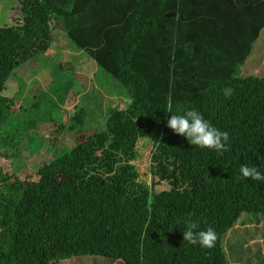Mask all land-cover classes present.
<instances>
[{
    "label": "trees",
    "instance_id": "obj_1",
    "mask_svg": "<svg viewBox=\"0 0 264 264\" xmlns=\"http://www.w3.org/2000/svg\"><path fill=\"white\" fill-rule=\"evenodd\" d=\"M16 6L15 24L0 27V149H12L9 160L19 163L14 137L29 141L34 153L44 142L36 134L42 123L65 113L73 81L64 73L72 70L44 64L55 84L50 91L28 71L57 31L96 64L116 103L95 119L73 104L66 124L52 126L70 148L40 167L39 184L0 171V264L85 256L110 264H251L261 253L263 264L264 0H17ZM11 79L17 91L6 96ZM130 109L160 131L147 166L152 182L179 177L189 185L183 194L114 175V156L133 145L115 120L130 128L123 117ZM11 126L15 135L8 137ZM248 225L256 229L244 239L256 238L246 247L235 229ZM237 245L250 260L238 257Z\"/></svg>",
    "mask_w": 264,
    "mask_h": 264
},
{
    "label": "rangeland",
    "instance_id": "obj_2",
    "mask_svg": "<svg viewBox=\"0 0 264 264\" xmlns=\"http://www.w3.org/2000/svg\"><path fill=\"white\" fill-rule=\"evenodd\" d=\"M16 1L17 0H0V27H3L8 23L15 24L16 20L19 18L20 8H18L17 6L15 8L13 7ZM56 33L58 35L56 41L52 43L51 47L46 53L39 54V56L36 58V61H32L29 64L28 71L33 74L32 79L36 83H38V85L41 87V90L50 91L55 86V84L53 78L48 74V72L45 71L44 64L48 67L60 64L64 68V70H72L70 73H64V76H69L73 81L71 89L72 92L69 91V94L66 98L65 107H62L65 113H55L54 120L42 123L43 127H40L36 134L37 136L43 137L44 142L41 148H39L41 144L38 145V149L34 153H30L27 149L29 141H17L15 137L13 138V143L18 142V150L14 151L13 154H15L16 159L17 157H19V163L18 161L15 162V160L13 159L12 161L9 160V157L12 154V149H0V171L2 174H4L5 171H8L10 173L12 172L18 177V179L22 181L25 180L38 184L41 180L39 173L41 171L40 167L43 166L45 162L51 160L54 155L66 153L70 148H64V146L61 145L62 140L65 138V135L61 131L59 133L55 132L52 126L55 125L59 127L62 124H66L68 119V112L72 105L76 103L82 104L83 107H86V109L89 110V112L95 119V117L104 118V116L106 115L107 107L115 105L116 103L115 101H113L114 97L110 96L111 98H109L108 95L112 91V88H108L107 86H105L103 79L99 75L100 70L98 69L96 64L93 63L92 60H89V58L86 57L84 53H75L73 51L75 49L73 48L71 42L67 40L64 35L60 34L61 30L60 33L59 31H57ZM260 45L261 42L256 43L255 52L260 51ZM260 63L264 67V55ZM247 64L255 66L254 62H248ZM243 69V73L247 74L248 72L245 73L246 68ZM254 72L257 73L258 71L255 70ZM53 74L55 75L56 79H58V72L54 71ZM38 85L36 84L37 87ZM26 86L30 92L32 90L31 82L27 81ZM6 87L7 88L5 91V95L13 96L12 94H15L17 91L16 80L11 79L6 84ZM111 100L113 101V103L110 102ZM119 100H121V104L118 108L123 109L125 106V98L120 97ZM15 103L17 105L16 107H14V109L18 110L20 100H16ZM123 117H126L129 120L130 128L120 126L117 120H115V122L119 128L123 129V133L126 134L124 138H130L133 145L124 150V152L121 151L119 154L114 156V175L121 178L127 177L129 179L138 180L140 182H146L158 191L166 190L174 194H183L184 192H186L189 185L181 181L179 177H174L172 179L163 181L155 179L154 182H152L153 180H151V176L147 171V166L150 163V154L153 152L160 137V131L154 128L146 119H143L140 114H137L136 110L134 109L124 110ZM5 131L8 132V137H12V135H15V131L13 130L12 126ZM1 132L2 129H0V133ZM35 139L36 140L32 141L33 145L37 144L40 140L38 138ZM53 152H55L54 155ZM14 166H18V168L15 169ZM252 221L253 220L246 218L245 223L250 224ZM248 227L249 225L245 227L237 226V229H235V232L238 231L240 234L239 240L249 242L245 245L246 247H249L254 243V241H250V239L256 238L255 236L247 234V236L249 237L248 240L244 239L245 234L242 233H246L249 230L252 231L253 229H256V226H251V228ZM262 228L263 227H259L257 229ZM237 247L238 245L234 248L235 251L234 249L233 251L237 252L238 257L240 258L239 254H243V256L250 260L249 254L245 253L246 251H244L246 247L241 246L242 249ZM259 258L261 259L252 261L251 264H260L259 262L263 260L262 253L260 254ZM110 263V260L102 257L85 256L74 257L68 260H61L57 264ZM112 264L116 263L113 262Z\"/></svg>",
    "mask_w": 264,
    "mask_h": 264
},
{
    "label": "water",
    "instance_id": "obj_3",
    "mask_svg": "<svg viewBox=\"0 0 264 264\" xmlns=\"http://www.w3.org/2000/svg\"><path fill=\"white\" fill-rule=\"evenodd\" d=\"M167 17H170V16H175V14L173 13H169V14H166Z\"/></svg>",
    "mask_w": 264,
    "mask_h": 264
}]
</instances>
